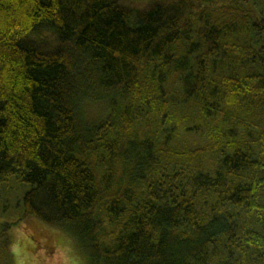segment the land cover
I'll return each instance as SVG.
<instances>
[{
  "label": "trees",
  "instance_id": "16d2710c",
  "mask_svg": "<svg viewBox=\"0 0 264 264\" xmlns=\"http://www.w3.org/2000/svg\"><path fill=\"white\" fill-rule=\"evenodd\" d=\"M28 219L86 264H264V0H0V264Z\"/></svg>",
  "mask_w": 264,
  "mask_h": 264
},
{
  "label": "rangeland",
  "instance_id": "374dc122",
  "mask_svg": "<svg viewBox=\"0 0 264 264\" xmlns=\"http://www.w3.org/2000/svg\"><path fill=\"white\" fill-rule=\"evenodd\" d=\"M103 110L100 105H90L86 111L88 119H100L106 113ZM16 183L11 182L20 188ZM35 222L28 219L9 230L14 264H86L85 256L73 247L67 235Z\"/></svg>",
  "mask_w": 264,
  "mask_h": 264
}]
</instances>
